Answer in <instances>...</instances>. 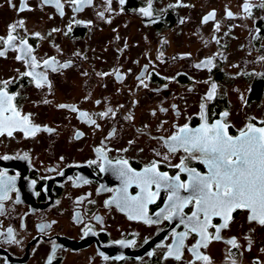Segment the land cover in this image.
I'll use <instances>...</instances> for the list:
<instances>
[{
  "label": "flooded vegetation",
  "instance_id": "obj_1",
  "mask_svg": "<svg viewBox=\"0 0 264 264\" xmlns=\"http://www.w3.org/2000/svg\"><path fill=\"white\" fill-rule=\"evenodd\" d=\"M60 3L58 9L45 0H23L21 11V0H0V88L41 129L0 136V171L8 185L0 193L6 195L0 264H259L264 225L250 222L246 210L233 212L219 240L208 228L207 247L197 249L205 261L189 251L200 237L178 216L149 224L105 201L121 187L112 171L119 160L138 172L157 161L160 171L175 176L179 170L171 165L188 157L187 166L205 174L206 166L188 153L168 154L164 147L184 124L195 129L222 120L233 136L248 123L264 127V0H91L78 10L71 0ZM9 25L17 37L10 44ZM33 63L34 75L46 79L23 75L33 72ZM179 175L188 180L186 172ZM138 191L128 188L130 195ZM166 199L162 189L148 205L153 220ZM193 208L189 204L184 214ZM211 223L222 221L213 217ZM185 231L181 258L168 256L174 232ZM232 238L236 246L227 242Z\"/></svg>",
  "mask_w": 264,
  "mask_h": 264
},
{
  "label": "snow or ice",
  "instance_id": "obj_2",
  "mask_svg": "<svg viewBox=\"0 0 264 264\" xmlns=\"http://www.w3.org/2000/svg\"><path fill=\"white\" fill-rule=\"evenodd\" d=\"M49 2L54 3L58 9L62 7L60 0H45V3ZM71 3L77 5L74 10H78L81 4L91 3V0H71ZM120 3L123 4L124 0H120ZM243 7L247 11L249 5L246 3ZM20 10L23 11V0H21ZM140 11L146 16L151 15L148 9L142 8ZM213 15L214 13H209L208 16L204 17V21L206 22ZM227 15L232 16L233 14L229 11ZM18 23L22 25L23 21ZM14 29L15 25H9V33L5 43L10 44L17 39L13 35ZM21 44L27 45V41L21 40ZM30 51L29 48L28 52L30 53ZM3 54L0 52V56ZM27 54L25 53V55ZM16 59L20 60L22 57L18 55ZM32 60L35 61V57H32ZM54 62L55 58L53 57L51 60H45L44 64L49 65ZM207 63H211V61L209 60ZM37 66L33 63V72H26L23 75L34 76V79L43 81L46 78L41 74L34 75V69ZM64 66L66 65H61V67ZM53 70L55 71V68ZM141 82L143 81L141 80ZM8 83V81L3 82L5 87ZM37 87H41V83H37ZM215 87L213 84V90ZM211 95L210 92L209 99H211ZM11 100L12 97L4 88H0V136L5 133L12 136L16 130L22 131L25 136L35 135L36 132L40 131V126L32 124L28 116H22L10 103ZM59 107H71L72 111H76L73 106L59 105ZM203 109L204 105L201 104V112ZM107 114L100 113L99 115L104 117ZM80 116L87 117L88 113L80 112ZM222 116L227 117L228 113L224 112ZM89 122L95 124L94 120H89ZM228 128L229 125L222 120H217L211 124L205 122L195 129L184 124L164 140V147L168 154H175L178 150H183L189 154L191 159L206 166L207 172L201 174L196 168L187 166L188 157H181L179 163L171 166L178 169L179 172H186L188 174L186 181L181 180L179 172L175 176H170L168 172L160 171L157 161H153L139 172L129 167L127 160L117 161L119 167L113 168L112 171L120 179L121 187L116 190L118 195L105 201V205L114 203L121 211L128 210L130 220H143L149 224L159 223L161 219L171 221L178 216L180 223L184 224L185 228L200 237L189 251L197 260L207 261L209 258L201 256L197 249L201 246L207 247L209 227L216 229L215 239H221L220 230L228 227L229 221L233 218V212L238 209L246 210L249 213L248 220L250 222H258L260 225H264V127H256L254 124L248 123L245 129H241L239 135L236 136L230 135L227 131ZM44 130L52 131L48 128ZM96 151L100 152L101 150L96 149ZM2 159L10 158L5 156ZM162 159L169 160V155H164ZM89 163H95V161ZM101 171H106L103 165H101ZM4 176L5 173L0 171V193H6L8 187L2 179ZM9 180H15V177H9ZM84 182L87 183L86 180ZM132 185L139 189L135 195H130L128 192V188ZM153 186H155V190H153ZM162 189L167 195L165 207L160 208L155 214L156 219L153 220L148 215V205L156 202ZM181 190L185 193L184 195L181 194ZM108 191H112V189H108ZM5 199L6 195L0 194V215L4 212L2 201ZM189 204H193L194 208L190 215H185L184 209ZM213 217H219L222 223L219 225L212 224ZM97 219L99 218L97 217ZM46 227L48 225L40 226L41 230ZM8 233L11 235V228L8 229ZM187 236L188 231L174 232L173 243L167 246V255L175 256L179 260L181 248L184 246V240ZM227 242L236 246L235 238ZM115 243L131 245L135 241L119 240ZM101 255L103 254L101 253ZM104 258L108 259L106 256Z\"/></svg>",
  "mask_w": 264,
  "mask_h": 264
},
{
  "label": "rangeland",
  "instance_id": "obj_3",
  "mask_svg": "<svg viewBox=\"0 0 264 264\" xmlns=\"http://www.w3.org/2000/svg\"><path fill=\"white\" fill-rule=\"evenodd\" d=\"M263 247H264V244H263ZM263 252H264V251H263ZM259 264H264V253H263V255H262V260L260 261Z\"/></svg>",
  "mask_w": 264,
  "mask_h": 264
}]
</instances>
